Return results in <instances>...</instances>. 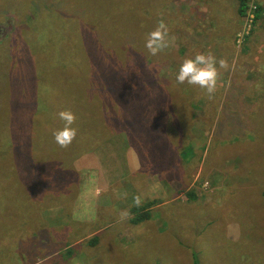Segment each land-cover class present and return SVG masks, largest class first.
<instances>
[{
	"label": "rangeland",
	"instance_id": "1",
	"mask_svg": "<svg viewBox=\"0 0 264 264\" xmlns=\"http://www.w3.org/2000/svg\"><path fill=\"white\" fill-rule=\"evenodd\" d=\"M222 1L132 0L122 48L147 49L160 20L172 40L136 65L84 21L96 0H0V131L16 150L0 164V264H264V0L244 17ZM210 50L230 65L211 98L169 89ZM62 98L67 148L47 137Z\"/></svg>",
	"mask_w": 264,
	"mask_h": 264
},
{
	"label": "trees",
	"instance_id": "2",
	"mask_svg": "<svg viewBox=\"0 0 264 264\" xmlns=\"http://www.w3.org/2000/svg\"><path fill=\"white\" fill-rule=\"evenodd\" d=\"M142 1L144 3V8L149 9L150 4H153V0H142ZM221 2H223V1L221 0ZM131 3H132V0H101V1L96 0L95 7L90 12L85 13V18H84L85 20L84 21L88 24V26H92V31L97 29L101 33L105 32L108 35L109 41L113 40V42H115V44H119V47L115 48V49L113 46L108 45L109 51L111 53L119 50V53H118L119 57L121 59L129 62V63H130V61H128V57L130 55H132V57H133L132 63H134L136 65H141L140 63H144V61L142 60L143 57H145L146 59H150L147 56V52H148L147 49L143 50L141 47L139 48V46H132L129 50V49H123L121 46V43L123 42L125 37L128 35H132L133 30H135V29H132L130 27L134 26V25L136 26V21L131 22L129 24L130 27L127 26L126 24L120 23V20L124 16L125 10H127L126 8H130ZM254 4H255V2H254ZM251 5H253L252 0H251V3H250V0H237L236 11H238L239 16L240 17L247 16L249 7ZM79 8L83 9V5L80 4ZM260 11H261V6H260V4H257V8L255 10L256 18L259 17ZM140 19H141V17H140ZM215 19H217V18H215ZM141 21L142 22L146 21V19H143V20L141 19ZM141 33L143 34V32H141ZM29 39L31 40V38H29ZM139 43L142 44V38H140V37H139ZM33 47H34V45H33ZM207 52H209V51H205V53H207ZM210 52H211V50H210ZM32 63L33 62L31 61V65H32ZM21 66L24 68H27V64L26 65L21 64ZM25 71H27V70H25ZM169 81L172 82V80H166V81H163L166 83H164L162 85L165 86ZM176 82H177V80L175 82L169 84L168 85L169 89H172V86ZM162 85H159L158 87L160 89H162V87H163ZM204 90L205 89H202L199 87L198 93L196 96V97H199L200 100H202V101H203L204 96H205ZM183 91L185 92V89ZM68 102H69V99L62 98L60 103H56L57 110L60 112L61 110L68 109L67 107H65V108L62 107V104H67ZM67 106H69V105H67ZM100 121L102 123L106 122V121H104V119L102 117L97 116L95 122L98 123ZM95 128H97V127H95ZM95 128H91L90 133H95ZM127 132H129V131H127ZM47 137L54 139V137L51 135H47ZM2 138H3V140H2ZM9 140L10 139L7 137L4 130L2 129L0 131V151L9 152L11 154V159L9 161H4V160L0 159V164L5 165L7 167V169L11 167V164L13 163V160H14V157L16 154L15 146L13 143L9 142ZM155 203H156V200H153V201H150L148 204L152 205ZM142 214L143 213L136 214L135 217L133 218L132 222L134 224H137L140 221H142V219H143ZM210 221H213V220H210Z\"/></svg>",
	"mask_w": 264,
	"mask_h": 264
},
{
	"label": "clouds",
	"instance_id": "3",
	"mask_svg": "<svg viewBox=\"0 0 264 264\" xmlns=\"http://www.w3.org/2000/svg\"><path fill=\"white\" fill-rule=\"evenodd\" d=\"M170 29L165 21L160 20L154 30L146 36L145 47L148 52L155 56L164 49L172 46V40L169 39ZM228 70L230 65L224 58L217 62L216 57L212 52L197 53L194 57H186L182 61L178 74L177 82L183 84L187 82L189 85H196L206 90V93L211 98L217 88V81L220 75L219 69ZM234 68V63L232 65ZM59 117L64 121V126L53 132L54 141L62 148H67L77 135V128L73 127L76 122V115L70 110L65 109L59 112ZM127 196V193H122L121 198ZM135 206L139 207L142 204V199L139 195L134 197ZM128 209L120 212V219L130 218Z\"/></svg>",
	"mask_w": 264,
	"mask_h": 264
},
{
	"label": "crops",
	"instance_id": "4",
	"mask_svg": "<svg viewBox=\"0 0 264 264\" xmlns=\"http://www.w3.org/2000/svg\"><path fill=\"white\" fill-rule=\"evenodd\" d=\"M150 185V184H149ZM149 185L146 187V188H143L142 190L143 191H146L147 190V188L149 187ZM117 190V189H116ZM114 198H115V195H114ZM110 202H108V203H104V205H103V207H105L106 208V206L109 204ZM170 224V223H169ZM79 241H82V240H79ZM89 256V255H88ZM91 260H89V262H86L85 263V261L86 260H88V259H83V256H81V255H79V258L77 259V264H88V263H91V262H99V260L101 259V258H97V261L96 260H94V259H96V258H90Z\"/></svg>",
	"mask_w": 264,
	"mask_h": 264
}]
</instances>
